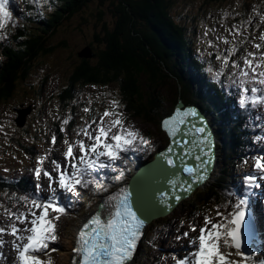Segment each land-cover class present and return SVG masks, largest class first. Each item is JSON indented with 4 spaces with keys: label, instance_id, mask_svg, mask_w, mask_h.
I'll return each mask as SVG.
<instances>
[{
    "label": "snow or ice",
    "instance_id": "1",
    "mask_svg": "<svg viewBox=\"0 0 264 264\" xmlns=\"http://www.w3.org/2000/svg\"><path fill=\"white\" fill-rule=\"evenodd\" d=\"M252 13L258 20L253 21V15H249L239 24L226 26L225 17L231 13L225 10L219 21L223 31L206 25L202 33L205 54L212 56L215 53V64L209 71L212 72V67H215L213 78L217 82L227 78L229 84L238 90L240 108L246 111L249 108H264V8H253ZM12 16L9 0H0V29L6 28ZM253 23L260 29L259 32L248 31ZM249 44L251 47H246ZM209 63L212 64L211 61ZM108 95L111 96L110 93ZM92 102L90 99L89 106L82 109L84 113L92 111ZM120 109V101L112 98L103 111L92 116L91 120L81 117L84 123L74 130L71 140L64 127L71 117L65 118L60 128L65 133L62 141L65 147L58 157H52L51 148L36 157L32 169L35 178L33 192L23 195L12 193L11 196L5 193L12 200V205L9 207L0 203V216L4 218L0 221V248L11 244L15 252L14 264H54L51 254L57 248L52 245L59 239V221L71 206L64 200L78 197L82 189H89L95 176L113 169L122 153L141 150V146L148 143L140 130L127 123ZM187 117L198 118L200 124H192L194 138L183 143H191L205 159L196 155L199 165H183L182 171L189 175L190 181L179 184L175 178L168 180L169 185L174 189L180 187L183 193L191 192L195 184L209 179V165L214 158L212 133L195 108L177 109L176 115L163 123L168 133L175 137ZM261 118L264 114L255 117L257 120ZM0 132L5 137L9 135L3 124H0ZM261 139L256 137L257 141ZM56 142L57 137L52 134L51 144L55 146ZM185 151L189 149L185 148ZM171 152L169 147L168 153ZM160 155L168 166L175 167L176 161L171 155L163 152ZM251 162L255 172L246 174L243 181L248 188L259 187L258 180L264 181V150L251 157ZM248 163V159L243 161L245 165ZM175 175V172L172 173L173 177ZM42 176L47 180L49 194L46 196L42 195ZM120 179V176L112 177L107 184L103 183V178L95 180L97 191L108 192L112 184ZM232 195V192L228 193L229 198ZM167 196L168 193H161L158 203L170 209L172 204ZM174 199L179 202L183 196L175 194ZM247 206V196H237L235 202L229 199L206 209L203 214L196 213L188 224V231L177 235L176 239L189 238L190 232H198V235L188 239L190 250L183 255L170 256L172 264H264V254H259L251 246L245 247L242 226ZM201 216L202 220L197 219ZM149 222V217L135 206L132 192L127 187L111 192L102 198L98 210L79 228L71 249V264H131ZM183 224L184 221H181ZM5 236L12 237L11 241ZM3 255L0 252V258ZM168 259L167 256L161 257L163 264Z\"/></svg>",
    "mask_w": 264,
    "mask_h": 264
},
{
    "label": "trees",
    "instance_id": "2",
    "mask_svg": "<svg viewBox=\"0 0 264 264\" xmlns=\"http://www.w3.org/2000/svg\"><path fill=\"white\" fill-rule=\"evenodd\" d=\"M204 1L205 5H209L225 0ZM95 2H98L99 11L95 13L98 20L109 12L110 21L103 22L101 33L86 45L90 50L88 57L77 52L80 62L71 70L68 86L57 97L60 101L69 98L75 85L116 83L120 88V96L131 111L130 119H144L152 123L155 118L159 121L166 114L167 110L162 107L164 95L161 89L172 84L175 76L183 79L178 69V58L188 59L190 42L196 39L195 34L200 33L199 22L190 19L184 10L185 5L175 8L176 0H25V10L35 16L37 23L36 26L29 23L19 28V34L15 36L17 45L3 48L5 60L0 61V107L10 100L18 86L22 89L28 86L25 82L33 60L54 51L55 48L49 46V40L55 31L76 15L80 17L78 24L87 25L91 18H86L82 13ZM246 12L232 9L230 15H243ZM175 89H178L175 94L185 99V87ZM40 91V88L37 89L34 98L30 94L26 96L31 100L23 105L29 111L36 105V98L41 99ZM192 94L197 96L196 91ZM213 99L214 104L223 101L219 93ZM28 123L26 126H29ZM26 126L23 130L16 128L9 134L17 150H32L31 147H25V137L18 138L15 135L20 131L27 133ZM232 136L237 143L240 139L239 126L233 125L228 139ZM230 171L231 167L228 166L217 183L197 190L184 203V216L181 218L184 224H189L196 213L203 214L208 207L226 201L222 187L230 179L226 174ZM163 221L160 224L161 233L170 230L173 225L167 218ZM156 227L159 228L158 225ZM154 249L156 246L147 248V260L152 259ZM145 264L154 262L146 261Z\"/></svg>",
    "mask_w": 264,
    "mask_h": 264
},
{
    "label": "rangeland",
    "instance_id": "3",
    "mask_svg": "<svg viewBox=\"0 0 264 264\" xmlns=\"http://www.w3.org/2000/svg\"><path fill=\"white\" fill-rule=\"evenodd\" d=\"M97 4L98 2L93 3L90 5L89 9L85 10L84 14L82 13L86 18H91L87 25L78 24L77 21L80 17L76 15V17L68 22L66 21L64 25L55 31L49 40V46H53L55 48L54 51L33 60L30 67L31 72L25 82L28 86H23L24 90L18 86L15 92L12 93L10 100L6 101L5 104L0 107V124L5 125V130L9 134L10 132L16 131V126L11 118L20 117L19 110H27V107L23 108V103H28V100L31 99L26 96L30 94L34 98L39 88L41 89L40 94L42 96H39L41 100L37 97L35 103L39 108L32 115H29V112L25 113V119L29 122L28 132L24 133L20 131L15 135L18 138L23 136L32 143L38 145L42 144L43 148L46 146L47 142L51 143L52 134L56 132L57 128H61L62 121L65 118L71 117L69 123L73 119L74 124L76 123L77 125L84 123L81 117L85 120L91 119L92 111L87 114L82 111L85 106H89L88 101L90 99L93 101L90 108L92 110V107H94L95 111H103L104 107L107 106L112 98L118 99L121 104L120 110L125 114L126 121H129V117L132 115L131 111H129V114L125 113L127 104L125 99L123 100L122 97H120L116 83H95L81 87L82 90L75 92L74 97L70 96V98L63 99L66 105L60 102L59 97H57L61 90L68 86L71 70L75 69L80 62V58L77 57V52L83 49L88 43H91L95 35L101 33L103 22L110 21L109 12H106L105 15L98 20V17L95 16V13L99 11ZM182 5L192 7L190 10L191 15L195 17L192 21L199 22L201 29L204 30L207 25L208 27H215L222 32L223 29L220 27L219 21L225 10L230 13H232V9L235 12L246 10V14L241 15L238 13L237 15V13H235V15L225 17L226 26L239 24L241 21L247 20L249 15H253V8L257 10L264 8V0H225L209 5H205L204 0H176L175 8ZM11 12L13 13V17H15V10ZM203 12L206 15L204 18L202 16ZM201 19L205 20L202 22ZM256 20H258V17L253 15V21ZM248 31L256 33L259 32L260 29L256 28L255 23H253L248 27ZM8 34V31L7 33H3L5 38L9 37ZM0 38H2V36H0ZM211 38L214 39V37ZM246 47L250 48L251 45H246ZM172 84L163 86V89H161L164 95L162 106L164 110L169 109L172 101L171 99L175 98V89H173L174 85ZM74 89L79 90L80 86H76ZM109 93L111 96L108 95ZM127 123L140 130L143 135L148 136L150 143L147 150L151 152L166 141L164 133L158 129V120L156 118L152 123L146 122L144 119H134ZM44 137L47 139L46 141H44ZM69 137L73 138L74 133ZM15 145L12 135H9L8 138L4 136L3 132H0V153L2 152L0 154V169L4 166L7 168L10 167L9 164H12V162H15V167H23L24 164L34 161L28 156L25 149L17 150ZM9 146L10 150H8ZM204 187L205 186H202L201 188ZM187 199L189 200L190 198ZM188 200L186 201L188 202ZM0 203L7 205L9 201L0 195ZM183 207L179 208L175 214H171L168 219L173 222L175 219L180 221L182 216H184ZM75 231L74 221L68 222L64 230L61 228V243L59 247H57L56 253L52 254V258L56 262L55 264H71V257L73 255L71 249L73 247ZM166 233L167 235H171V231H167Z\"/></svg>",
    "mask_w": 264,
    "mask_h": 264
},
{
    "label": "water",
    "instance_id": "4",
    "mask_svg": "<svg viewBox=\"0 0 264 264\" xmlns=\"http://www.w3.org/2000/svg\"><path fill=\"white\" fill-rule=\"evenodd\" d=\"M80 55H81V56L88 57V56L90 55V50H89V48L86 47V48L80 53ZM26 112H27L26 110H20V111H19V113H20V117L16 118V122H17V125H18L19 127L23 126V123H24V121H25V117H24V115H25ZM207 128H208V127H207ZM208 130L210 131L209 128H208ZM171 153H172V152H171ZM210 169H211V167H210ZM133 183L136 184L135 181H133ZM204 183H205V182H203L202 184H204ZM197 188H198L197 186H193L192 191L189 192V193H186L184 196H186V195H187V196H190L191 193L195 192ZM149 189H150V188H149L148 186H147V187H144V188L140 187V188H138V191H139V193L141 194V196H143L146 192H147V194L149 193V192H148ZM134 193H136V191H134ZM179 194H180V193H179ZM152 197H153V196H152ZM150 203H153V199L150 200ZM176 203H177V201L174 199L173 204H172V208H170V209H166V210H162V211H159V212L155 213L154 216H155V215H156V216H158V215H159V216L167 215L168 213L171 212V210L173 209V207H174V205H175Z\"/></svg>",
    "mask_w": 264,
    "mask_h": 264
},
{
    "label": "bare ground",
    "instance_id": "5",
    "mask_svg": "<svg viewBox=\"0 0 264 264\" xmlns=\"http://www.w3.org/2000/svg\"><path fill=\"white\" fill-rule=\"evenodd\" d=\"M186 123H189V121L188 120H186ZM210 126H211V124H210ZM173 139L174 140H176L178 143H180L181 144V142L179 141V140H177L175 137H173ZM186 140H188L187 138H185ZM185 148H186V145H185ZM185 151V149L182 151V152H184ZM186 152V151H185ZM188 155V154H187ZM194 159H195V157H193ZM196 160V159H195ZM192 160H190V159H186V164H189V165H193L194 166V164L191 162ZM184 164H185V160L184 161H182ZM200 164V162H198V165ZM199 170V169H198ZM216 171V169L213 171V172H215ZM189 176V175H188ZM185 179H186V177H185ZM154 184H162L161 182H156V183H150V185H154ZM202 184V183H201ZM161 193H164V191L161 189V188H157V191H156V194L160 197V194ZM78 230H79V228H78ZM77 230V231H78Z\"/></svg>",
    "mask_w": 264,
    "mask_h": 264
},
{
    "label": "clouds",
    "instance_id": "6",
    "mask_svg": "<svg viewBox=\"0 0 264 264\" xmlns=\"http://www.w3.org/2000/svg\"><path fill=\"white\" fill-rule=\"evenodd\" d=\"M85 48H86V45H85V47H83V49H81V50L79 51V53H81ZM90 84H93V83H90ZM72 93H73V92H72Z\"/></svg>",
    "mask_w": 264,
    "mask_h": 264
}]
</instances>
